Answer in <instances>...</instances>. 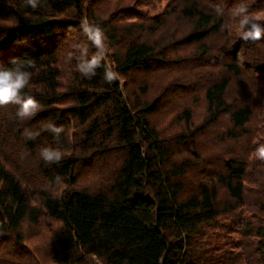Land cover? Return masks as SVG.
<instances>
[{"label": "trees", "instance_id": "obj_1", "mask_svg": "<svg viewBox=\"0 0 264 264\" xmlns=\"http://www.w3.org/2000/svg\"><path fill=\"white\" fill-rule=\"evenodd\" d=\"M156 1L111 10L109 0H0V66L32 60L24 93L42 106L25 120L18 105L0 106V242L24 247L26 227L46 226L53 264H264V39L244 41L232 16L240 3L264 13V0H162L151 13ZM83 18L107 37L120 74L111 84L103 68L88 79L66 60L76 43L96 51ZM181 61L193 68L181 86L199 68L210 76L168 136L153 118L173 75L154 96L128 77ZM46 146L63 151L60 163L41 159Z\"/></svg>", "mask_w": 264, "mask_h": 264}, {"label": "clouds", "instance_id": "obj_2", "mask_svg": "<svg viewBox=\"0 0 264 264\" xmlns=\"http://www.w3.org/2000/svg\"><path fill=\"white\" fill-rule=\"evenodd\" d=\"M43 0H23L24 7L36 9L41 7ZM216 12L223 14L222 6L216 7ZM232 16L237 19L243 29L241 38L244 41L257 42L264 39V13H252L244 3L238 4L232 9ZM80 29L87 41L96 49L89 54V49L85 43H76L72 45V51L66 55V60L76 61L75 70L85 78L91 79L96 76L97 70L103 68V79L106 83L120 78V74L114 66L107 63V53L109 51L106 43L107 37L99 23L83 18L80 22ZM34 67L32 60L13 59L10 67L0 66V106L9 104L18 105L16 116L21 119H30L35 116L42 106L32 95H27L24 90L29 85L32 78V72L29 70ZM47 130L54 136L59 137L63 132V127H57L49 124ZM27 139H35L38 132L25 131ZM40 157L47 164H58L63 159V151L60 148L46 146L40 149ZM256 156L264 160V144L256 149ZM57 183L62 182V178L57 176Z\"/></svg>", "mask_w": 264, "mask_h": 264}, {"label": "rangeland", "instance_id": "obj_3", "mask_svg": "<svg viewBox=\"0 0 264 264\" xmlns=\"http://www.w3.org/2000/svg\"><path fill=\"white\" fill-rule=\"evenodd\" d=\"M111 1V4H109ZM135 0H109L106 4L105 9H113L121 5L133 4ZM142 2H147V0H142ZM165 6V2L162 0H157L155 7H151L150 12L156 13L161 11ZM179 58L177 55H174ZM183 57H181L182 59ZM173 68L168 70H161L152 73H141L137 72L128 77L130 82V87H137L136 85L142 82L148 83L150 85L151 96L156 95L157 89L161 90L164 80L168 75H173V80L175 87L168 89L169 95L165 98L163 102V109L154 116V122L160 127L165 135H174L178 131L179 123L184 121V118H179L180 114L185 108L192 107L197 101L200 102L202 98L201 90L203 88V83L210 76L206 70L207 68H199V72L194 76L198 79L195 84L188 85L186 87L181 86L182 82L192 83L191 72L193 68H189L188 65L184 64L183 61L179 62L177 65L172 64ZM171 73V74H168ZM165 78V79H164ZM170 83V81L166 82ZM178 84V85H177ZM239 85L236 84L235 87ZM239 89V88H237ZM236 89V90H237ZM202 116L195 118L196 123H200ZM183 120V121H182ZM226 122L225 120H223ZM225 124V123H224ZM220 130L219 126L211 130V140L215 139L216 133ZM32 181V185H38L39 181L37 179H29ZM216 229H214V232ZM50 233L46 229V226L37 227L33 229L29 227L24 233V247H15L11 241H1L0 242V264H53L51 261V253L53 250ZM216 242V241H215ZM10 258V259H8ZM7 259V261H6ZM16 261V262H14Z\"/></svg>", "mask_w": 264, "mask_h": 264}]
</instances>
